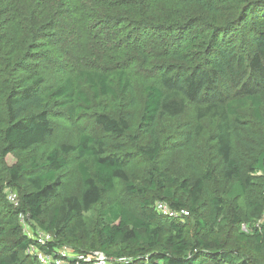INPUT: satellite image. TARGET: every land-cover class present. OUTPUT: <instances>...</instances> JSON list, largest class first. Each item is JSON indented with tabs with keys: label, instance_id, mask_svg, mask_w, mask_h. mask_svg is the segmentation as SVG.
I'll return each instance as SVG.
<instances>
[{
	"label": "trees",
	"instance_id": "obj_1",
	"mask_svg": "<svg viewBox=\"0 0 264 264\" xmlns=\"http://www.w3.org/2000/svg\"><path fill=\"white\" fill-rule=\"evenodd\" d=\"M86 34L106 65L68 53ZM62 119L74 140L46 147ZM20 213L57 257L264 264V0H0V264H43Z\"/></svg>",
	"mask_w": 264,
	"mask_h": 264
},
{
	"label": "rangeland",
	"instance_id": "obj_2",
	"mask_svg": "<svg viewBox=\"0 0 264 264\" xmlns=\"http://www.w3.org/2000/svg\"><path fill=\"white\" fill-rule=\"evenodd\" d=\"M104 30L106 31L107 29H104ZM78 35H79V32H78ZM109 36L111 37L110 31H108V33L106 34V37H109ZM84 40L86 41V43L81 44L79 49L78 50L76 49V51L73 48V46H69L68 53L70 55H72V57H76V59L79 58V63L82 64L81 66L86 65V67H91L93 64V66L102 67L103 65H106L105 61L109 59L110 54L98 51V53H96L94 56H91V52L89 49H90V47L93 48V43H94L95 39L91 34H86V36H84ZM74 44L76 45L75 39H74ZM55 59H56L55 56L52 57V60H55ZM64 69H65V65L63 66V68H60V70H62V71ZM57 71H58V68H55V69H53V71H51L53 73L52 77L60 76L59 73H56ZM190 117H191L190 114H187L186 117H181L180 120H178V121H175V122L165 121V123L169 124V125H172V124L176 125L180 121L182 123L186 122L187 120L190 119ZM80 125L87 127L89 130H92V132H94L96 135H100V130L96 127L93 118L89 117L86 120L83 119L80 122ZM55 126H56V134H55L54 138L49 141V144L45 145L46 147H51V146H53L57 143L63 142V141L74 140L75 130H74L72 125H70L67 122H64L62 119L60 122H55ZM42 147H40V146L37 147L35 149L36 152H40ZM182 154L183 153L180 154L181 160H183V158H184V155L182 156ZM3 161L8 166H14L19 162V158L14 154H9L4 158ZM11 190H14L19 194V191L17 188L7 187L5 189L4 193H5L6 201H8V202H10L8 200V194ZM111 197L112 198H116V197L126 198L129 200V202L132 205H135L137 203V198H129L128 195L125 193L124 189L122 188V185H119V189L116 192H114L111 195ZM108 202H109L108 200H104L101 204L97 205L91 212L87 213L90 225H92V226L95 225L100 210H102L104 207H106L108 205ZM262 222H263V219L258 220L254 223L253 226H255L256 228H260L262 225ZM244 224L245 223L242 224V229L247 233H251L252 226L246 224V227H244ZM26 229L28 231L30 230L33 233V231H32L33 229L28 226V223H27ZM90 251H94V250H88L87 252H90Z\"/></svg>",
	"mask_w": 264,
	"mask_h": 264
},
{
	"label": "built area",
	"instance_id": "obj_3",
	"mask_svg": "<svg viewBox=\"0 0 264 264\" xmlns=\"http://www.w3.org/2000/svg\"><path fill=\"white\" fill-rule=\"evenodd\" d=\"M8 200L11 204H13L15 207L20 206V198L19 194L11 190L8 194ZM157 210L169 217H183L184 215H188L189 212L186 209H175L172 206H170L166 201H158L157 202ZM19 219L21 222V225L24 229V232L27 233L30 237L35 239L36 244L30 245L27 252L29 254L35 255L38 260L43 264H70V260L67 259V256L75 257L79 261H85V262H93L94 264H121L124 259L122 258H115V257H109L104 252L99 250H94L90 252H81V253H73L70 250H67L65 248L60 249V254L63 257H57L52 254H48L47 252L43 251L42 249H39L37 246H43L46 245L47 242L51 241L53 239V236L46 231L38 230L37 233H33L26 229L27 223L28 226L31 227L29 221L27 220V216L25 213H20ZM244 227H246V224H244Z\"/></svg>",
	"mask_w": 264,
	"mask_h": 264
}]
</instances>
